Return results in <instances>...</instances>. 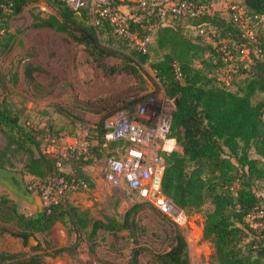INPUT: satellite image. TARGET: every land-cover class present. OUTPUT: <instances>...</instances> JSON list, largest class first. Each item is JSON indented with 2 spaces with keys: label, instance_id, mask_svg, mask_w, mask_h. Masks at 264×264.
<instances>
[{
  "label": "trees",
  "instance_id": "16d2710c",
  "mask_svg": "<svg viewBox=\"0 0 264 264\" xmlns=\"http://www.w3.org/2000/svg\"><path fill=\"white\" fill-rule=\"evenodd\" d=\"M5 1L12 4V9L0 24V38L4 34L3 23L19 15L29 4H43L50 13L45 18H37L31 27L63 34L67 42L81 47L93 67L104 75L124 74L136 79L137 68L148 63L152 73V77H148L155 86L153 92L159 85L171 101L169 136L175 140L179 150L166 159L160 183L162 196L180 211L197 210L206 202L211 205V210L204 215L202 238L211 244L216 264H264V227L257 231L245 222L264 207V23L260 29L255 28L259 56L225 86L215 77L223 67L217 47L206 41L207 45L204 44L196 30L200 25L208 34L214 31L220 38L228 36L236 43L241 42L231 12L227 20L209 14L196 21H187L195 31L193 40L173 23L156 26L149 35L144 28L146 19L140 14L137 23L129 21V30L140 40L149 35L152 43L144 45V48L126 43L128 53L125 54L109 41H100L102 30L115 35L105 19L100 18L96 27L90 25L89 8L82 7L74 13L62 0ZM190 1L208 8L201 1ZM105 2L110 8L119 4L118 0ZM238 7L250 20L252 17L264 19V0H241ZM148 49L154 56L150 61ZM109 58H119L121 63L108 65L104 61ZM34 72H37L36 67L26 66L24 78L31 80ZM255 97L260 99L254 100ZM141 98L122 103L114 112L106 113L97 127L86 130L90 137L88 154L71 155L62 160L61 163H69L68 172L55 167V160L42 153L37 133L20 128L2 105L0 131L7 127L16 134L14 142L17 145H32L35 153L32 155L28 151L30 154L23 165V174L38 180L39 185L54 176L75 175L83 179L88 188L91 177L79 174V170L90 166L93 161L101 164L104 158L113 155L119 145L111 144L106 151L99 149L104 133L102 123L118 112L133 117ZM251 149L260 159L249 156ZM254 188L263 195L258 197ZM145 205L169 224V243L165 250L153 256L152 264H190L187 242L178 226L145 202L137 201L129 206L119 221L103 222L88 219L85 213L69 206L68 202L48 211L42 209L34 217H25L17 214L13 202L0 193V218L3 222L13 221L16 231L10 235L17 238L23 248L27 247V240L34 233H46L56 222L65 228L67 234L73 232L76 238L84 234V240L93 244L98 232L114 237L127 232V236L133 238L137 215ZM28 250L29 253L0 251V264H42L45 257L71 254L69 246L54 248L50 252L40 250L39 245ZM143 251L142 247L132 248L127 264H137Z\"/></svg>",
  "mask_w": 264,
  "mask_h": 264
},
{
  "label": "rangeland",
  "instance_id": "374dc122",
  "mask_svg": "<svg viewBox=\"0 0 264 264\" xmlns=\"http://www.w3.org/2000/svg\"><path fill=\"white\" fill-rule=\"evenodd\" d=\"M165 1L152 0L155 4H162ZM198 1L208 7L210 15L225 20L230 15V6L241 5V0ZM92 4L93 0H83L84 8H90ZM49 13L43 4H29L19 15L2 25L4 34L0 38V105L15 119L20 128L25 131L32 130L34 134L37 133V138H40L43 129L54 135L77 136L85 130L97 127L106 113L114 112L122 103L140 97L142 98L138 103L141 105L151 104L164 114H169L172 110L171 101L166 98L163 88L159 85L156 86L158 90L153 92L155 86L148 77L149 75L152 77L148 63L137 68L136 79L124 74L104 75L93 67L81 47L67 42L63 34L31 27L37 18H45ZM120 14L122 16L132 14L137 18L141 16L129 5L122 9ZM172 23L190 39H194L195 31L187 21L168 22ZM263 23L262 18H251L252 28L260 29ZM99 39L101 42L109 41L122 53H128L125 48L126 41L111 36L105 30L99 33ZM151 41L152 37H149L141 47L150 45ZM149 49L150 61L154 56ZM104 62L108 65L121 63L119 58H109ZM29 65L36 67L37 72L32 74L31 80H26L25 67ZM256 99L260 97H255L254 100ZM113 117L114 115L104 122L108 123ZM16 137V134L7 127L1 128L0 193L13 202L17 214L34 217L37 213L31 205L32 200L26 201L27 206H22L21 199L32 194L36 201L37 195L26 188L29 177L23 174V165L30 154L28 151L33 155L35 150L27 143L17 145L14 142ZM19 139L17 141H21ZM249 156L260 159L253 149L249 151ZM99 164V161H93L90 166L79 170V174L91 177L89 186L86 191L71 196L68 205L85 213L91 220L119 221L124 210L137 201L124 190L104 185L97 176ZM69 167V163L65 161L60 164L59 169L68 172ZM10 175L12 178L9 180ZM4 180L7 181L5 183L12 182V189L8 188ZM254 189L258 197L263 195L257 188ZM210 210L211 205L208 202L197 210H181L185 221L178 228L187 242L190 264H216L212 258L211 244L202 238L204 215ZM263 211L264 207L261 211L253 213L245 222L252 229L260 231L264 227ZM168 229L169 224L145 205L137 215V228L133 238H129L127 232H120L115 237L98 232L92 244L84 240V234L78 238L73 232L67 234L65 228L56 222L48 232L34 233L31 236L35 245L23 248L17 238L10 235L16 231L13 221L3 222L0 218V251L29 253L28 248L39 245L40 250L50 252L54 248L69 246L71 254L55 258L45 257L42 264H127L131 249L142 247L144 251L138 256L137 264H152L153 256L165 250L169 243Z\"/></svg>",
  "mask_w": 264,
  "mask_h": 264
},
{
  "label": "built area",
  "instance_id": "2783aa9c",
  "mask_svg": "<svg viewBox=\"0 0 264 264\" xmlns=\"http://www.w3.org/2000/svg\"><path fill=\"white\" fill-rule=\"evenodd\" d=\"M0 0V24L11 12L12 4ZM65 6L77 13L83 7V0H62ZM116 8H110L105 0H93L89 8L90 25H99V19H105L113 34L127 45L138 48L147 42L149 35L156 26H165L171 20L196 21L209 11L201 4L190 0H166L155 4L152 0H118ZM140 12L146 19L145 30L149 35L142 40L130 32L129 21L138 22L135 15H121L120 8L127 6ZM232 22L238 28L241 42L231 38H220L214 31L208 34L200 25L196 34L213 47L221 56L223 67L215 74L218 81L228 86L232 77L245 70L254 58L259 56L256 43V29L250 26L251 20L244 16L242 8L230 6ZM153 23H149V21ZM104 133L99 149L106 151L111 144L119 145L113 155L104 158L97 168L99 180L109 188H116L132 193L136 201L145 202L164 214L178 227L183 225L185 217L160 191L161 178L166 168V159L178 152V146L170 134V118L151 104H140L133 117L120 112L108 123L102 125ZM89 135L85 130L77 136L62 134L54 135L49 130H41L40 140L42 153L55 160L59 169L61 161L71 155H87ZM60 170V169H59ZM27 190L34 192L41 204V210L48 211L51 207L64 205L71 196L87 190L86 182L77 176H54L45 184L39 185L38 180L29 178Z\"/></svg>",
  "mask_w": 264,
  "mask_h": 264
},
{
  "label": "crops",
  "instance_id": "0c3cea01",
  "mask_svg": "<svg viewBox=\"0 0 264 264\" xmlns=\"http://www.w3.org/2000/svg\"><path fill=\"white\" fill-rule=\"evenodd\" d=\"M122 9H124L123 7H121L120 8V11L122 12ZM12 178V176L10 175V178H9V180ZM5 182H7V181H5L4 180V183ZM7 186H8V188L9 189H12V187H13V185H12V182L11 181H9V183H5ZM32 195V194H31ZM28 196V197H25V198H22L21 199V202H22V206H27V202L26 201H28V200H32L31 201V205H32V207L34 208V211L36 212V213H39V211L41 210V204H40V202H39V199H38V197L36 196L35 197V195H34V197H35V199H36V201H34V198H33V196Z\"/></svg>",
  "mask_w": 264,
  "mask_h": 264
},
{
  "label": "water",
  "instance_id": "95a60500",
  "mask_svg": "<svg viewBox=\"0 0 264 264\" xmlns=\"http://www.w3.org/2000/svg\"><path fill=\"white\" fill-rule=\"evenodd\" d=\"M35 241L33 240V238L29 237L28 240H27V246H30V245H35Z\"/></svg>",
  "mask_w": 264,
  "mask_h": 264
}]
</instances>
